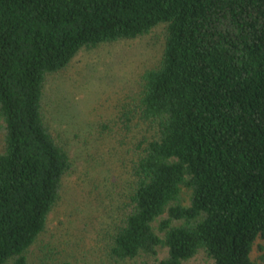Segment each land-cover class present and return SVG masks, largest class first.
Wrapping results in <instances>:
<instances>
[{"label": "trees", "instance_id": "obj_1", "mask_svg": "<svg viewBox=\"0 0 264 264\" xmlns=\"http://www.w3.org/2000/svg\"><path fill=\"white\" fill-rule=\"evenodd\" d=\"M159 24L161 59L120 115L151 134L108 255L165 246L155 264H184L202 248L214 264H255V246L264 264V0H0V264H28L71 168L43 120L46 75Z\"/></svg>", "mask_w": 264, "mask_h": 264}, {"label": "rangeland", "instance_id": "obj_2", "mask_svg": "<svg viewBox=\"0 0 264 264\" xmlns=\"http://www.w3.org/2000/svg\"><path fill=\"white\" fill-rule=\"evenodd\" d=\"M164 43L165 25L159 24L135 38L82 48L62 70L46 75L43 120L67 152L71 168L43 231L24 253L28 264H155L166 256L165 246L155 255L124 260L107 252L131 161L140 141L151 134L134 120L125 128L120 115L137 95L141 74L158 65ZM250 256L262 264L255 246ZM184 264L214 261L200 248Z\"/></svg>", "mask_w": 264, "mask_h": 264}]
</instances>
